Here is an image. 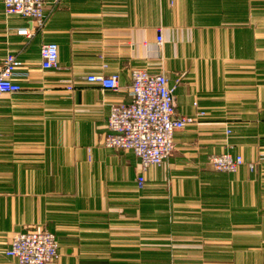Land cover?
I'll use <instances>...</instances> for the list:
<instances>
[{"label":"crops","instance_id":"obj_1","mask_svg":"<svg viewBox=\"0 0 264 264\" xmlns=\"http://www.w3.org/2000/svg\"><path fill=\"white\" fill-rule=\"evenodd\" d=\"M43 13L37 28L0 0V64L22 61V89L0 97V264H18L14 233L42 228L58 242L46 264H264V159L247 165L264 154V0H45ZM44 42L56 70L40 65ZM133 67L166 74L179 114L205 112L142 188L133 152L103 144ZM89 73L117 74L118 89ZM226 127L244 159L233 173L207 162Z\"/></svg>","mask_w":264,"mask_h":264},{"label":"built area","instance_id":"obj_2","mask_svg":"<svg viewBox=\"0 0 264 264\" xmlns=\"http://www.w3.org/2000/svg\"><path fill=\"white\" fill-rule=\"evenodd\" d=\"M172 2V0H170ZM5 16L19 15L29 18L37 28L44 24L43 7L45 0H2ZM27 36L32 31L18 29ZM158 41L161 37L158 35ZM40 65L43 69H58V47L55 42L40 45ZM22 61L14 53H6L0 64V97L18 93L22 89L13 80ZM89 82H96L102 90H117L118 75L89 73L85 76ZM130 100L108 104L109 113L106 121V133L103 144L115 149L131 150L137 158L135 182L142 188L145 171L150 166H161L174 149L173 135L196 122L198 116L205 114L198 111L195 115H182L175 109L174 85H170L164 72L152 73L146 68L130 69ZM65 89L73 90V81L63 79ZM231 133L225 128V136ZM262 156L248 163L250 170L255 169ZM208 164L216 171L235 172L243 163L240 153H232L228 148L219 153L207 155ZM14 257L18 264H46L58 259V242L55 235L47 229H26L13 234L9 246L4 250Z\"/></svg>","mask_w":264,"mask_h":264},{"label":"rangeland","instance_id":"obj_3","mask_svg":"<svg viewBox=\"0 0 264 264\" xmlns=\"http://www.w3.org/2000/svg\"><path fill=\"white\" fill-rule=\"evenodd\" d=\"M231 129V128H230ZM231 134V133H230ZM230 134L228 135V137H226L225 136V129H224V141H225V146H226V148H228L230 151H231V149L233 148V146H232V144L230 143V141H229V136H230ZM260 156H262L263 157V159H264V154L263 153H259L258 155H257V158L256 159H254L255 161L258 159V157H260ZM263 159H261V160H259L258 161V163H261L262 161H263ZM250 163V162H249ZM211 167V166H210ZM250 170V169H249ZM221 172H223V171H221ZM23 231V230H22ZM19 232V231H18ZM169 259H170V257H168ZM17 261V260H16Z\"/></svg>","mask_w":264,"mask_h":264}]
</instances>
